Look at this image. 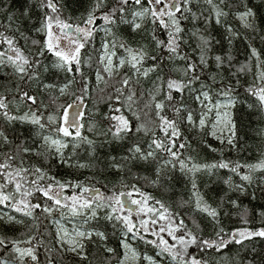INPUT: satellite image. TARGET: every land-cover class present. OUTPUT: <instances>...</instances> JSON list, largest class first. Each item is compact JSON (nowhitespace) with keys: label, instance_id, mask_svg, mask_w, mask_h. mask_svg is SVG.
Listing matches in <instances>:
<instances>
[{"label":"snow or ice","instance_id":"snow-or-ice-1","mask_svg":"<svg viewBox=\"0 0 264 264\" xmlns=\"http://www.w3.org/2000/svg\"><path fill=\"white\" fill-rule=\"evenodd\" d=\"M203 5L90 0L73 20L60 0H38L39 26L27 31L33 5L19 14L0 6L7 20L0 23V207L9 210L0 214V264H41V247L43 264H244L242 251L251 245L255 253L264 226L251 227L254 210L240 196L255 200L248 192L255 183L264 200V175H256L264 174V151L255 163L222 150L212 161L201 153L218 151L209 138L240 150L238 103L264 117V47L254 43L264 46V28L247 3L243 10L238 0ZM229 16L245 29L243 62L231 48L216 51L221 40L196 26L214 18L231 45L241 33ZM60 74L62 82L49 79ZM85 124L92 138L82 134ZM17 125L29 135H9ZM257 134L264 138V128ZM125 144L119 157L104 152ZM221 170L230 175L214 193ZM110 174L117 175L111 187L98 178ZM178 182L189 186L187 198L172 195ZM257 215L264 225V208ZM45 221L52 230L41 227Z\"/></svg>","mask_w":264,"mask_h":264},{"label":"trees","instance_id":"trees-1","mask_svg":"<svg viewBox=\"0 0 264 264\" xmlns=\"http://www.w3.org/2000/svg\"><path fill=\"white\" fill-rule=\"evenodd\" d=\"M38 2V0H7V3L4 2V0H0V6L4 7H9L11 11L16 12L19 14V12L23 9L25 5H33V11H32V20L27 21L24 25L25 30L27 31L30 28H35L39 26V20L41 18V13L39 12L38 9L34 7V3ZM61 3L65 5L63 9V15L64 17H69L71 16L73 20H75L76 17H79L83 14H86V9L89 6L90 0H60ZM238 3L240 4V10H243V5L247 3L249 7H252L255 11L258 13V19H257V24L259 27L264 28V0H238ZM196 0H193V5L195 6ZM200 4L202 7L206 8V5H203V0H200ZM195 10V7H194ZM235 11V10H233ZM207 15V12H205ZM0 23H7V20L4 18L3 14H0ZM99 23V21H98ZM228 23L232 24L235 29H237L241 33V38L234 40L231 45L228 42L227 39V34L225 32V28L223 24L221 25H216L214 18L210 22H205L203 19L198 21L196 23V26L203 29L204 27H207L208 33L214 38V39H219L221 40V45L216 46V51H227L229 48H231L232 54L236 56V59L238 62H243L246 59V48H247V43L244 40V33L245 29L241 26L240 22L235 18V16H229L228 17ZM188 28L192 27L191 23H188L186 25ZM33 34V33H29ZM251 35V34H249ZM99 36L100 34L97 35L96 38V45L99 46ZM255 46L257 48L264 47L260 44L259 40H256ZM21 44H23V41H21ZM86 49L85 51H87ZM3 69H0V72H3ZM50 80L55 79L57 81L62 82L64 77L63 74H60L58 77H49ZM251 81V76H242L241 77V88H240V95L238 97L239 101L245 100V96L243 95V87L246 86L248 82ZM88 104V108L85 109V112L87 113L88 110L92 108V102L91 101H86ZM102 110H106L107 106L102 105ZM235 111V117L238 123V126L240 127L241 130V139H240V150H228L227 145H220L218 141L209 138V142L212 144L213 147L217 148L216 153H212L208 151L207 149L202 150L201 157L206 158L208 161L212 160H217L220 158V151H223V154L226 158L230 159H238L239 161L246 162V163H255L261 158V152L264 151V138H262L260 135L257 133L261 128H264V117H261L260 114L255 111V110H249L244 103H238ZM83 122V121H82ZM9 135H15V136H27L29 135V128L27 126H20L17 125L14 128H9L8 129ZM82 134L89 136V138L93 137V134L87 131V124H85V128L82 129ZM127 145L123 146H118V145H112L111 147H106L104 149L105 154L108 152H111L113 155H116L119 157L125 150H126ZM86 156V153L84 154ZM195 155V154H194ZM60 176H65L66 173L64 170H61L59 172ZM84 175H88V173H84ZM179 174L177 173V176ZM230 175L226 170H221L219 173V176L221 178L220 181H217L216 184L213 185V190L214 193H219L221 189L224 187L222 184V179H226L227 176ZM257 177L264 175L262 173H257ZM83 178V175L81 176V179ZM101 179L102 183L108 182L109 187H111V182H115L117 179L116 174H110L105 177H98ZM206 176H202L200 178V183L202 185V190H203V185L204 182L207 181ZM215 179V178H213ZM233 179L236 182H240L238 177H233ZM141 185H143V181L140 182ZM99 186V185H97ZM189 186H186L184 182H178L176 183V188L175 192L172 194L175 198H180V197H185L190 194L188 190ZM145 191L148 192H154V189L152 188H145ZM255 191L256 194V199L253 200L251 198V195H244L240 196V202L243 206H247L250 209H253V223L251 227L253 228H259L261 226L260 219L257 215V213L260 211L261 208H264V200L260 199V193L257 189V185L254 183L252 187L248 189L249 193H252ZM157 196H160L161 194L159 192H154ZM238 195V194H237ZM167 199V197H165ZM0 210L2 211H9L8 209H4L3 207H0ZM15 215V213H13ZM41 227H48L49 230H52V225L50 221H45ZM109 233H111V229L109 228ZM247 243V242H246ZM46 244L50 247L51 244L49 243L48 240H46ZM118 241L115 237H112L111 235L109 236L108 240V246L110 247H117ZM137 247V250L140 252L145 251V246L142 244H137L134 245ZM232 247V246H230ZM237 248L239 246H236ZM254 248H255V253L251 251V245H250V250L248 252H243L242 255L246 257L244 264H247L249 260L254 259V264H261V257H264V240L260 238H255L254 241ZM118 253L123 252V249L117 248ZM149 254L154 255V250L149 249ZM236 251V248H233V252ZM45 248L41 247L38 249V256L41 261V264H43L45 260ZM103 255V253H101ZM57 259H59V256L57 254ZM67 264V262H65ZM101 264H103V260H101ZM111 264H117V261L115 258L111 260Z\"/></svg>","mask_w":264,"mask_h":264},{"label":"rangeland","instance_id":"rangeland-1","mask_svg":"<svg viewBox=\"0 0 264 264\" xmlns=\"http://www.w3.org/2000/svg\"><path fill=\"white\" fill-rule=\"evenodd\" d=\"M135 198V197H134ZM132 206V205H131ZM4 211L0 210V214H3Z\"/></svg>","mask_w":264,"mask_h":264},{"label":"water","instance_id":"water-1","mask_svg":"<svg viewBox=\"0 0 264 264\" xmlns=\"http://www.w3.org/2000/svg\"><path fill=\"white\" fill-rule=\"evenodd\" d=\"M125 199H127V198H125ZM129 207H132L131 205H129Z\"/></svg>","mask_w":264,"mask_h":264}]
</instances>
